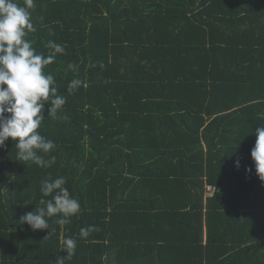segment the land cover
<instances>
[{
    "label": "trees",
    "instance_id": "16d2710c",
    "mask_svg": "<svg viewBox=\"0 0 264 264\" xmlns=\"http://www.w3.org/2000/svg\"><path fill=\"white\" fill-rule=\"evenodd\" d=\"M34 5L27 39L45 56L49 40L65 47L43 71L66 104L53 118L50 96L37 130L55 142L40 153L51 167L18 160L11 138L0 148V264H55L66 237L76 248L65 264H264L251 157L264 126V0ZM59 177L81 210L65 225L47 218L51 235L33 230L21 217L52 198L41 180Z\"/></svg>",
    "mask_w": 264,
    "mask_h": 264
},
{
    "label": "clouds",
    "instance_id": "9594fccd",
    "mask_svg": "<svg viewBox=\"0 0 264 264\" xmlns=\"http://www.w3.org/2000/svg\"><path fill=\"white\" fill-rule=\"evenodd\" d=\"M34 6V0H24V6L17 0H0V148L5 147L11 138L15 142L18 160L48 168L55 163L56 158L50 156L45 159L44 155L54 150L56 145L37 130L45 119V106L49 97H52L51 107H47L46 111L53 118L66 104V98L57 94V89L52 86L54 77L45 74L43 68L54 62L56 54H63L65 47L49 40L47 47L52 52L47 56L36 53L32 41L27 39L28 34L35 31L29 11ZM68 68L77 71V65L72 63ZM81 84L80 79L71 80L68 91L76 90ZM61 118L67 119L66 116ZM255 135L257 139L251 157L257 176L264 181V126L257 128ZM236 166L239 167V161ZM65 183L64 177L42 179V195L52 198L39 200L35 211L24 214L21 220L33 230L50 229L49 235L53 230L47 218L59 214L62 218L55 221L57 224L70 223L69 218L80 212L81 205L64 187ZM93 231L95 226L92 225L81 228L80 236L86 238ZM63 244L67 255L57 256L55 264H65V260L71 259L75 253V239L66 237Z\"/></svg>",
    "mask_w": 264,
    "mask_h": 264
},
{
    "label": "built area",
    "instance_id": "2783aa9c",
    "mask_svg": "<svg viewBox=\"0 0 264 264\" xmlns=\"http://www.w3.org/2000/svg\"><path fill=\"white\" fill-rule=\"evenodd\" d=\"M216 188L212 185H207L205 188V196L206 198H211L215 195Z\"/></svg>",
    "mask_w": 264,
    "mask_h": 264
},
{
    "label": "water",
    "instance_id": "95a60500",
    "mask_svg": "<svg viewBox=\"0 0 264 264\" xmlns=\"http://www.w3.org/2000/svg\"><path fill=\"white\" fill-rule=\"evenodd\" d=\"M204 148V146H202L200 149H203ZM199 150V149H198ZM198 150H195V151H193L192 153H195V152H197Z\"/></svg>",
    "mask_w": 264,
    "mask_h": 264
}]
</instances>
